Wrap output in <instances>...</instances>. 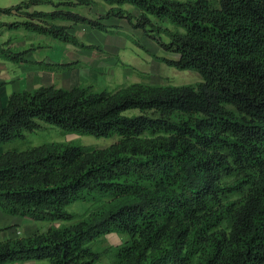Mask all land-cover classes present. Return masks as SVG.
I'll return each mask as SVG.
<instances>
[{"label": "trees", "instance_id": "trees-1", "mask_svg": "<svg viewBox=\"0 0 264 264\" xmlns=\"http://www.w3.org/2000/svg\"><path fill=\"white\" fill-rule=\"evenodd\" d=\"M96 1H23L0 8L17 16L0 29L97 49L58 22L112 32L105 19H127L178 56L154 54L158 61L201 81L14 92L0 110V147L48 126L118 139L105 148L48 142L0 154V211L63 223L0 242V264H98L111 254L112 264H264V0H102L111 8L98 19L70 10ZM41 4L55 9L31 11ZM34 49L10 39L0 58L52 72L77 66L29 61ZM78 202L90 205L84 215L70 209ZM113 233L130 239L94 248Z\"/></svg>", "mask_w": 264, "mask_h": 264}, {"label": "crops", "instance_id": "crops-1", "mask_svg": "<svg viewBox=\"0 0 264 264\" xmlns=\"http://www.w3.org/2000/svg\"><path fill=\"white\" fill-rule=\"evenodd\" d=\"M23 1L29 0H0V8H10ZM110 8V5L98 0L89 7L78 6L72 7L70 10L90 19H98L107 15ZM122 8L135 17L141 14V10L131 4H125ZM54 9L53 5L41 4L32 7L31 11L50 12ZM16 20L17 16L15 15L0 13V23ZM103 23L109 26L112 32L100 31L87 24L58 22L61 25L72 26L69 30L71 34L86 45L97 46V49H84L24 29L1 28L0 44L12 39V43L16 47L24 50L33 48L29 45L34 43L35 39L37 40L36 44H39L37 46L39 48L27 55L29 61L59 64L77 63V66L71 70L52 72L42 70L33 64L17 65L0 58V110L7 104L14 92L34 90L41 86L56 85L59 88L72 89L85 84L93 85L96 89L101 90L128 86L133 83L168 85L161 83L164 78L176 77L182 72H190L178 70L158 61L154 54L174 59H177L178 56L163 50L157 41L147 36L143 29L134 28L127 19L111 17L105 19ZM22 36L26 37L25 42L20 41ZM43 77H48L51 81H41ZM33 81L38 84L34 86V83L31 84ZM3 152L4 150L0 148V154ZM27 219L33 221L29 218L7 215L0 211V242L14 236H26L18 235V231L21 232V226L24 223L22 221ZM11 226L14 227L7 229ZM45 231L47 229L41 232Z\"/></svg>", "mask_w": 264, "mask_h": 264}, {"label": "rangeland", "instance_id": "rangeland-1", "mask_svg": "<svg viewBox=\"0 0 264 264\" xmlns=\"http://www.w3.org/2000/svg\"><path fill=\"white\" fill-rule=\"evenodd\" d=\"M26 37L22 36L20 41L25 42ZM30 43V42H29ZM37 40L35 39L34 43H30L29 47L33 48L39 46L37 45ZM39 48V47H38ZM36 48V49H38ZM148 79V78H145ZM50 82L51 79L48 77H43L41 81ZM164 81L161 83L171 84V85H181V84H195L201 80V76L198 72L190 71V72H182L181 75H177L176 77L164 78ZM34 83V84H33ZM34 86H36L37 82H32ZM115 89V88H114ZM118 138H96L92 136L78 135V134H66L62 132L59 128L48 126L44 130H40L34 133H29L27 135V139L22 142H14L6 144L0 148L5 151L17 148V149H26L29 147L39 146L48 142H78L82 145L95 147V148H105L113 144ZM3 152V153H4ZM89 208L88 203L80 202L72 205L70 209L73 212H77L80 215H84ZM23 226L21 232L18 231V235H31L37 232L44 231L48 229L49 226L55 225L60 227L62 222H33L30 220H23ZM20 227V226H18ZM130 237L125 234L113 233L105 236L98 242L94 244V248L96 250H104L106 248H117L123 245L126 241H128ZM112 254L109 256H105L98 264H112ZM17 264H49L47 261H30L26 263H17Z\"/></svg>", "mask_w": 264, "mask_h": 264}]
</instances>
